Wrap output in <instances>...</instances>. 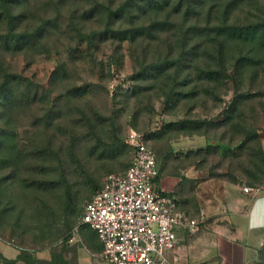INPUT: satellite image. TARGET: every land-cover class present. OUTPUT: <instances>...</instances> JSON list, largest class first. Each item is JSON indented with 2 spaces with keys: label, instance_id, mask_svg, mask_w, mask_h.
I'll use <instances>...</instances> for the list:
<instances>
[{
  "label": "rangeland",
  "instance_id": "rangeland-1",
  "mask_svg": "<svg viewBox=\"0 0 264 264\" xmlns=\"http://www.w3.org/2000/svg\"><path fill=\"white\" fill-rule=\"evenodd\" d=\"M61 5L63 7L57 0H32L29 5L38 23L54 19L41 46L21 54L0 49V76L4 70L20 74L41 97L32 106H21L11 117L21 150L17 173L11 171L13 164L8 163L9 154L4 140L0 143V264H27L25 261L9 262L12 258L4 255L9 253L5 252L7 249L12 252L25 250L36 257H39L38 253H53L56 257L55 252H59L58 259L64 260V256L75 253L76 243L69 241L71 236L77 235L79 241V234L82 235L85 229L96 236L95 231L87 226H80L79 231L75 228L80 225L85 203L106 175L122 172L130 164L132 152L125 137L131 127L143 132L156 152L160 166L159 183L166 180L171 183L174 189L171 190L172 196L179 203L187 201L191 216L200 214L196 195L198 182L209 179L218 169L223 170L220 175L228 174L227 180H234L232 174L229 175V166L234 167V172L241 173L242 170L237 168L240 151L236 145L241 138H246L249 133L246 129H256L261 139L264 138L262 74L252 78L246 71L238 88L233 58L221 78L223 83L217 81L212 85L215 87L211 95L201 92L193 98H180L175 106H167V78L137 76L144 67L150 66L154 72L157 62L165 56V31L153 38L145 49L146 53L131 51L127 43L120 47L110 39L95 48L93 54L88 52L89 55L85 56L86 51L94 46L86 36L80 42L81 35L70 24L69 9H80L88 3L68 0ZM256 15L264 16V0H246L236 8L231 21L248 22ZM83 25L87 32L101 30L105 26L102 18H91ZM169 33L177 42V53L180 50L179 33L177 29ZM240 47L243 48L236 42L228 43L230 54L234 51L237 56ZM76 49L82 50L84 56H75ZM83 85H91V89L80 96L76 88ZM237 92L242 96L237 100L233 124H242L232 126L225 122V114ZM249 92L252 96L246 98ZM57 102L64 103V114L72 121L46 126L43 123L44 112L48 107L55 108ZM80 109L86 110L90 120L80 117ZM7 118L0 108V127L3 129L7 127ZM187 118L193 121L215 118L225 122L209 128L210 142L217 143V138L224 135L225 142L230 141L234 147L226 151L225 156H220L214 148L198 153V149L207 146V140L204 146L183 150L181 146L188 141L196 143L206 138L199 132L195 134L198 129L194 123L182 124L181 121ZM171 122L175 125L167 126ZM50 144L55 149L61 146L60 155L66 168L63 183H57L61 175L56 169L55 154L49 150L52 149ZM249 145L254 146L255 142L250 141ZM254 160L262 165L257 156ZM188 170L200 172L195 178H187L185 173ZM253 170L260 177L263 175L257 167L253 166ZM179 178L180 190V184H175ZM246 178L248 185L259 182L253 175ZM67 189L74 194L79 192L83 197L77 214L65 209ZM81 244L87 245L84 240ZM88 246L91 250V245ZM257 264H264V255Z\"/></svg>",
  "mask_w": 264,
  "mask_h": 264
},
{
  "label": "trees",
  "instance_id": "trees-1",
  "mask_svg": "<svg viewBox=\"0 0 264 264\" xmlns=\"http://www.w3.org/2000/svg\"><path fill=\"white\" fill-rule=\"evenodd\" d=\"M31 1L0 0V49L21 54L41 46L46 33L50 32L52 28L54 19H47V21L38 23L36 15L32 14L29 9ZM66 1L68 0H57V3L63 7L61 3ZM84 1L88 3L87 6L83 7L82 5L80 9L70 8L69 10L71 12L70 24L72 27L74 25L75 30L81 35L80 42L87 37L90 45L94 46L93 49L86 51L85 56L89 55L88 52L93 54L95 48L97 49L99 45L108 42L110 39L114 43L117 42L120 47L127 43L131 51L140 50L142 53H146L145 49L153 38L165 31V47L167 49L165 56L157 62L154 72L150 70V66L144 67L137 76L139 78L152 76L164 79L166 77L168 90L165 92V103L167 106H175L180 98H193L201 92H205L208 96L211 95L215 87L212 85L217 81L223 83L221 78L223 75L225 76L228 63L233 61V58L235 59L233 63L236 74L235 83H237L238 88L246 71L251 73L252 78L261 74L264 76V16L256 15L254 19L248 22L231 21V15L246 0ZM91 18H102L105 24L104 28L93 32L84 31L83 23ZM75 19L77 20L75 21ZM173 29H177L179 33L180 50L177 53H175L177 42L171 38L169 33ZM229 42H236L243 47L238 49L239 54L237 56V52L234 51H231L230 54ZM74 55L84 56L80 49H76ZM60 71L62 72V69ZM59 72H57V77ZM89 89H91V85H83L77 87L76 92L81 96L87 93ZM251 94L250 92L247 93L246 98L251 97ZM241 96L238 92L235 93L227 107L225 122L232 124V126L238 124V122L233 124V121L237 111V100ZM40 100L41 97H39L36 89L31 84H26L20 74L9 70L3 71L0 76V108L8 118L7 127L4 129L0 127V143L4 140L6 144V150L9 154L8 163L13 164L12 173H17L20 162L18 156L21 154V150L15 138L17 135L16 125L11 117L15 112L17 114V109L21 106L23 108L32 106ZM63 104L57 102L55 108L48 107L47 111L44 112L43 123L46 126L62 125L72 121L64 114ZM79 115L90 120L85 109H80ZM181 122L183 125L194 123L196 129L199 130L194 131L195 134L199 132L208 140L207 146L198 149V153L208 152L210 148H214L220 156H225L227 154L225 152L234 147L230 141L225 142L224 135L217 138V143L210 142L209 128L220 126L225 122L215 118H204L198 121L187 118ZM240 124L242 123L238 125ZM174 125L173 122L167 124L170 127ZM201 130L202 132H200ZM246 131H249L246 138H241L237 145L234 144L240 151L237 168L243 171L241 173H245V179L248 176H256L255 179H258L259 182H250L249 185H257L264 181V148L258 130L247 128ZM250 141H254L255 145L250 146ZM111 145H113L112 141ZM50 146L52 149L49 150L55 154L54 157L57 160L56 169L61 175L57 183H63L66 168L60 155L61 146H57L58 149H55L52 144ZM255 156L261 160L262 165L254 160ZM253 166L257 167L258 171L263 174L261 177L257 172L254 173ZM229 168L228 172L231 175L230 171H235V169L232 166ZM224 175L228 176V174ZM159 177L160 172L156 178L157 181ZM232 178L236 179L233 175ZM170 194L172 195L171 192ZM65 195V209L73 214L79 213V206L83 197L79 196V192L74 194L70 189L65 191ZM81 226L86 227V225ZM96 236L98 237L97 234ZM55 253L59 254V252ZM57 254L55 257L52 253L51 258L45 259L36 257V255L33 256L25 250H20L17 257L9 259V262L58 264L61 261H59Z\"/></svg>",
  "mask_w": 264,
  "mask_h": 264
},
{
  "label": "built area",
  "instance_id": "built-area-1",
  "mask_svg": "<svg viewBox=\"0 0 264 264\" xmlns=\"http://www.w3.org/2000/svg\"><path fill=\"white\" fill-rule=\"evenodd\" d=\"M125 142L132 149L129 166L107 174L85 203L75 231L81 225L94 230L102 243L100 257L109 264H176L182 246L177 228L198 233L205 216H190L157 186V155L143 132L129 128ZM260 188L244 190L256 194Z\"/></svg>",
  "mask_w": 264,
  "mask_h": 264
},
{
  "label": "crops",
  "instance_id": "crops-1",
  "mask_svg": "<svg viewBox=\"0 0 264 264\" xmlns=\"http://www.w3.org/2000/svg\"><path fill=\"white\" fill-rule=\"evenodd\" d=\"M190 142L193 141H188L181 148L184 150L204 146L207 139ZM262 144L264 148V138ZM222 171L218 169L209 179L198 182L196 195L200 214L196 216L204 215L205 222L198 233L177 228L182 246L176 264H257L264 255V181L257 185H248L243 173L231 170L230 173L236 179L227 180L226 175L219 174ZM199 172L188 170L185 176L195 178ZM180 182L181 178L175 184ZM157 186L169 193L174 190L168 180L162 183L157 181ZM245 186L263 188L253 194L246 192ZM180 189L181 184L178 190ZM178 206L192 215L186 200L178 202ZM81 234L79 241L77 235L76 240L70 241L76 243L75 253L68 254L69 257L64 256V260L59 257L61 262L58 264H109L100 257L102 243L99 238L91 235L88 229L82 230ZM83 240L87 245L81 244ZM88 245H91V250ZM5 252L9 253L4 255L14 259L20 250L12 252L7 249ZM51 255L52 253H38L39 257L45 259L51 258Z\"/></svg>",
  "mask_w": 264,
  "mask_h": 264
}]
</instances>
